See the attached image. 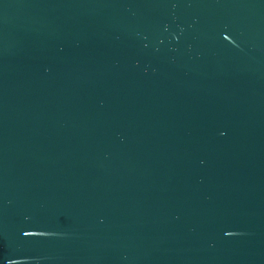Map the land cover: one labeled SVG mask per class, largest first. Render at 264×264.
Instances as JSON below:
<instances>
[{"label":"water","instance_id":"obj_1","mask_svg":"<svg viewBox=\"0 0 264 264\" xmlns=\"http://www.w3.org/2000/svg\"><path fill=\"white\" fill-rule=\"evenodd\" d=\"M0 264H264V0H0Z\"/></svg>","mask_w":264,"mask_h":264}]
</instances>
